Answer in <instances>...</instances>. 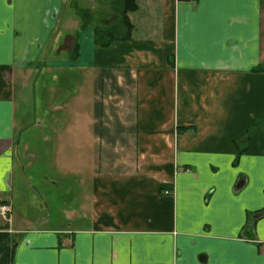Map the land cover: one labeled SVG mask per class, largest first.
Masks as SVG:
<instances>
[{
	"label": "crops",
	"instance_id": "crops-1",
	"mask_svg": "<svg viewBox=\"0 0 264 264\" xmlns=\"http://www.w3.org/2000/svg\"><path fill=\"white\" fill-rule=\"evenodd\" d=\"M79 1L0 0V264H264V0Z\"/></svg>",
	"mask_w": 264,
	"mask_h": 264
},
{
	"label": "rangeland",
	"instance_id": "rangeland-1",
	"mask_svg": "<svg viewBox=\"0 0 264 264\" xmlns=\"http://www.w3.org/2000/svg\"><path fill=\"white\" fill-rule=\"evenodd\" d=\"M93 1H86L84 2L87 3V5L91 6L93 5L92 3ZM76 3L79 4L80 1L76 0ZM115 6H111L109 7L107 10L110 11V15H113L114 13H112L111 11L115 12V15L118 16L119 18V11H117V9H114ZM106 15V13H104V16ZM43 142L41 141V147H43ZM57 150H58V140L55 139L53 136L51 137V139H47L46 141V151L47 154L44 155H39V157L36 158V160L38 161V163L36 164V166L38 167V171L36 173H32V172H28V174H35V176L37 178L32 179L31 182H34L35 187H31L30 185H28L27 180H23V184L22 187L25 188L28 193H23V192H19L17 190H15L14 192V207L16 208L17 212L16 215L19 216V214L21 215V211L27 210L28 212H31V210H34V203H33V199H38L42 197V192L39 193L37 191V188L41 187L43 189V179L42 176L45 175V173H48L49 178L53 179L55 176L54 172L57 170V164H58V160H59V156L57 155ZM69 150V149H67ZM86 149H84V153H83V159L84 161L87 160V156H86ZM67 163L71 164L73 163V159H71L69 156L67 157ZM57 179V178H56ZM43 184V185H41ZM41 189V191H42ZM12 213V211H11ZM11 213L9 215V219L11 218ZM19 219V217H18ZM63 221H61L62 223ZM70 222V221H68Z\"/></svg>",
	"mask_w": 264,
	"mask_h": 264
},
{
	"label": "trees",
	"instance_id": "trees-1",
	"mask_svg": "<svg viewBox=\"0 0 264 264\" xmlns=\"http://www.w3.org/2000/svg\"><path fill=\"white\" fill-rule=\"evenodd\" d=\"M115 7L119 11L118 22L114 27L109 29L96 28V37L98 43L107 46L112 40L128 39L132 35L133 24L130 13L138 10L139 4L137 0H116Z\"/></svg>",
	"mask_w": 264,
	"mask_h": 264
},
{
	"label": "built area",
	"instance_id": "built-area-1",
	"mask_svg": "<svg viewBox=\"0 0 264 264\" xmlns=\"http://www.w3.org/2000/svg\"><path fill=\"white\" fill-rule=\"evenodd\" d=\"M12 211V204L10 201L0 200V218L4 219L6 223L9 221V215Z\"/></svg>",
	"mask_w": 264,
	"mask_h": 264
}]
</instances>
